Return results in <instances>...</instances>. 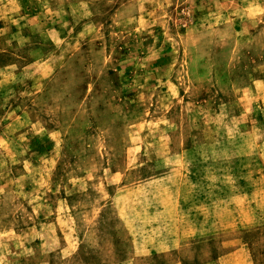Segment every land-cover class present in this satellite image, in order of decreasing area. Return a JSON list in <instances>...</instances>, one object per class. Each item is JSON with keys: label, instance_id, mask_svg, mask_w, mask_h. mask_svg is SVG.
I'll list each match as a JSON object with an SVG mask.
<instances>
[{"label": "rangeland", "instance_id": "rangeland-1", "mask_svg": "<svg viewBox=\"0 0 264 264\" xmlns=\"http://www.w3.org/2000/svg\"><path fill=\"white\" fill-rule=\"evenodd\" d=\"M0 264H264V0H0Z\"/></svg>", "mask_w": 264, "mask_h": 264}]
</instances>
